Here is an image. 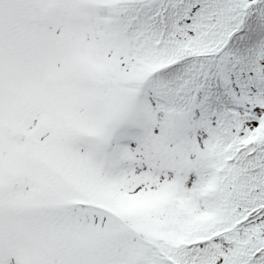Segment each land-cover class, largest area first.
<instances>
[{"label": "snow or ice", "instance_id": "1", "mask_svg": "<svg viewBox=\"0 0 264 264\" xmlns=\"http://www.w3.org/2000/svg\"><path fill=\"white\" fill-rule=\"evenodd\" d=\"M0 264H264V0H0Z\"/></svg>", "mask_w": 264, "mask_h": 264}]
</instances>
